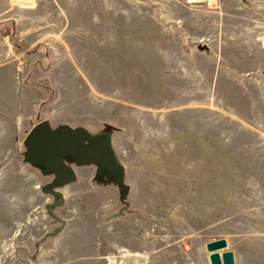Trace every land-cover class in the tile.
<instances>
[{"label": "rangeland", "instance_id": "rangeland-1", "mask_svg": "<svg viewBox=\"0 0 264 264\" xmlns=\"http://www.w3.org/2000/svg\"><path fill=\"white\" fill-rule=\"evenodd\" d=\"M40 119L118 127L123 217L73 166L48 234ZM221 237L264 264V0H0V264H210Z\"/></svg>", "mask_w": 264, "mask_h": 264}, {"label": "water", "instance_id": "water-1", "mask_svg": "<svg viewBox=\"0 0 264 264\" xmlns=\"http://www.w3.org/2000/svg\"><path fill=\"white\" fill-rule=\"evenodd\" d=\"M117 129V126L107 122L98 130L91 131L85 126H72L68 123L51 126L47 119H40L25 134L22 140L23 161L37 168L41 174L51 176V180L42 184L40 189L52 196L44 204L46 213L54 221H60L61 225L48 234H56L65 223L64 219L55 214L54 209L64 202L60 188L76 180L73 166L94 165L93 182L117 187L118 199L122 205L108 219L123 217L129 211V201L126 198L130 187L124 179V165L112 146V134ZM40 242L38 240L36 246ZM226 245V240L222 237L206 242L210 264L234 263L233 252L226 249Z\"/></svg>", "mask_w": 264, "mask_h": 264}, {"label": "bare ground", "instance_id": "bare-ground-1", "mask_svg": "<svg viewBox=\"0 0 264 264\" xmlns=\"http://www.w3.org/2000/svg\"><path fill=\"white\" fill-rule=\"evenodd\" d=\"M188 1H190V2H201V1H204V0H188Z\"/></svg>", "mask_w": 264, "mask_h": 264}]
</instances>
